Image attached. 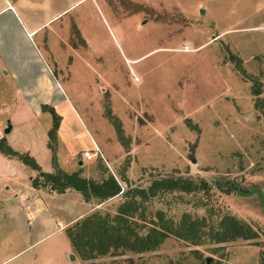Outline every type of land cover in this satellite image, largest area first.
Instances as JSON below:
<instances>
[{
  "label": "rangeland",
  "instance_id": "1",
  "mask_svg": "<svg viewBox=\"0 0 264 264\" xmlns=\"http://www.w3.org/2000/svg\"><path fill=\"white\" fill-rule=\"evenodd\" d=\"M51 4L68 6L46 29L66 21L67 35H35L41 50L47 45L62 63L66 98L54 106V141L48 146L49 111L34 113L19 98L0 104V143L31 155L45 171L63 166L94 180L110 173L122 189L160 176L204 180L205 191L172 190L143 200L134 217L161 209L176 220L186 212L204 217L206 229L232 214L255 231L252 238L206 236L196 244L168 235L153 250H116L86 263L264 264V0ZM94 144L99 154L76 164ZM36 173L17 154L0 151V264H83L70 257L66 234L55 228L72 212L113 213L123 195L77 207L82 196L72 188L66 191L76 194L67 201L50 197L46 186H31Z\"/></svg>",
  "mask_w": 264,
  "mask_h": 264
},
{
  "label": "trees",
  "instance_id": "2",
  "mask_svg": "<svg viewBox=\"0 0 264 264\" xmlns=\"http://www.w3.org/2000/svg\"><path fill=\"white\" fill-rule=\"evenodd\" d=\"M253 91L258 92L257 88ZM45 106L47 108H44ZM42 109L48 110L51 116V124L46 130L47 144L51 146L50 142L54 141L58 128L59 115L52 106L41 104ZM116 129L117 132L120 131L118 125ZM0 151L5 155L17 154L23 163L37 171L31 178L33 187L46 186L55 192L72 188L78 191L85 201L94 198L96 204L117 194L123 195L124 198L116 205L113 213L108 210L93 209L64 227L72 250L77 253L83 264H88L86 261L89 259L116 250L130 252L153 250L168 235H174L194 244L202 242L206 236L215 242L255 236V231L248 223L232 214H224L215 226L209 225L206 229H204L206 224L204 217H192L186 212L176 220L165 216L161 209H156L149 217H144L143 214L139 219L134 217L143 200L172 190L205 191L209 188V184L204 180L194 181L182 176H160L152 178L145 187L122 189L117 179L110 173L100 180H94L80 175L78 169L67 171L55 165L52 171H45L27 153H18L3 143H0ZM137 220H140L141 224H138Z\"/></svg>",
  "mask_w": 264,
  "mask_h": 264
},
{
  "label": "crops",
  "instance_id": "3",
  "mask_svg": "<svg viewBox=\"0 0 264 264\" xmlns=\"http://www.w3.org/2000/svg\"><path fill=\"white\" fill-rule=\"evenodd\" d=\"M73 3L75 2L71 4ZM51 7V0H0V90H2L0 91V104L2 101H18L21 98L26 105L33 109L34 113L39 114L43 111L41 104L50 105L54 108L56 104L65 100L66 95L58 76L61 74L59 66L62 63L58 62L55 59L56 56L48 51L51 48H48L47 45L44 46L45 52H43L38 40L35 39V35L42 30L46 34L58 32L60 35L66 30L67 35L68 23L66 21H59L55 27L48 29L49 32L46 30L48 24L53 19L60 18V14L68 6L60 5L56 9ZM76 29L80 38L84 42H88L89 39L85 34L79 28ZM40 38L41 43L44 42L43 36ZM57 39L60 43L63 42L61 39ZM54 64L55 66L58 65L56 72L52 68ZM6 89L9 92L3 95V90ZM7 121L9 120L7 119ZM72 158V151L69 150L66 154V160L70 162ZM84 159L89 158L80 155L76 157L75 162L76 164H83ZM5 160L7 162L8 159L5 158ZM79 160H81L80 163H78ZM60 167L67 169L63 166ZM52 192V194H47L50 197L60 196L61 200H69L68 194H76L75 191L66 190ZM39 197L41 196L39 195ZM74 201H77V204L75 203L77 207L79 204L85 207L86 201L84 199L80 198V200ZM75 204L73 205L75 206ZM81 215H83L81 212L70 213L69 217L63 220L55 230L60 228L64 231V225L70 219H75ZM69 250L73 252L71 245H69ZM73 254L77 256L75 252Z\"/></svg>",
  "mask_w": 264,
  "mask_h": 264
},
{
  "label": "built area",
  "instance_id": "4",
  "mask_svg": "<svg viewBox=\"0 0 264 264\" xmlns=\"http://www.w3.org/2000/svg\"><path fill=\"white\" fill-rule=\"evenodd\" d=\"M99 154V149L96 144L93 145L91 149H85L82 151V156L85 158H91L93 156H97Z\"/></svg>",
  "mask_w": 264,
  "mask_h": 264
},
{
  "label": "water",
  "instance_id": "5",
  "mask_svg": "<svg viewBox=\"0 0 264 264\" xmlns=\"http://www.w3.org/2000/svg\"><path fill=\"white\" fill-rule=\"evenodd\" d=\"M10 128V124L7 122L6 125H5V128L3 129L4 132H7ZM191 161H194V159H192ZM81 160L78 161V163H80ZM73 253H70V257H73Z\"/></svg>",
  "mask_w": 264,
  "mask_h": 264
}]
</instances>
